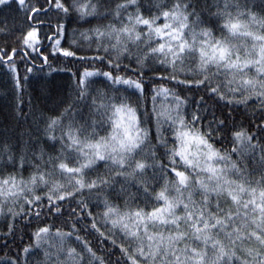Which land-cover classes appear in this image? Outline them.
Wrapping results in <instances>:
<instances>
[{
    "label": "snow or ice",
    "instance_id": "6c2138e0",
    "mask_svg": "<svg viewBox=\"0 0 264 264\" xmlns=\"http://www.w3.org/2000/svg\"><path fill=\"white\" fill-rule=\"evenodd\" d=\"M45 3L0 0V68L16 118L38 125L30 145L43 138L50 149L0 141L2 167L12 169L0 175V215L38 221L32 242L0 264H264V0ZM20 11L29 29L13 46L7 21ZM49 11L58 17L52 55L74 64L61 70L75 99L37 120L23 94L52 69L32 26ZM93 19L109 22L81 33L86 50L61 46L65 23ZM192 90L231 110L251 102L259 135L210 112L205 96L183 94ZM225 139L230 150L216 147ZM65 213L68 231L46 222Z\"/></svg>",
    "mask_w": 264,
    "mask_h": 264
},
{
    "label": "trees",
    "instance_id": "16d2710c",
    "mask_svg": "<svg viewBox=\"0 0 264 264\" xmlns=\"http://www.w3.org/2000/svg\"><path fill=\"white\" fill-rule=\"evenodd\" d=\"M153 2L155 3V0H153ZM201 2L203 3V0H201ZM208 2L212 3L214 0H208ZM28 3L35 4L37 7H39L40 4H43L45 8L47 7L45 0H39V4H37V0H28ZM144 3L147 5L148 0H144ZM205 15H207V10H205ZM3 19L4 16L0 15V20ZM57 19V14L54 11H49L47 16L43 13L39 15L38 20L43 22L42 24L35 21L32 23L33 27L38 28L37 40L44 46L43 52L48 56V61L52 65L51 70L47 65H44L43 72H37L35 74L39 78L32 79L30 77L29 83L25 85V91L23 94L24 111H29L30 101L31 105L34 106L33 110L37 114V120L39 119L41 113L45 115L58 114L59 110L75 99V80L70 73L61 70L66 67H73L74 70V64L71 62L70 58L63 57L59 53L52 55L51 45L55 42L53 34L56 31ZM108 22L109 21L107 20L93 19L91 20V23H84L83 21L65 23L66 31L61 38V46L64 48L70 47L73 51H76L78 47L86 50L88 45L81 36V33L86 31L89 27H93L97 24H106ZM7 23L15 29L14 34L9 37V41L13 46H16L15 41L17 37L26 35V32L29 29V22L26 19L25 13L20 11L19 13H12L9 16ZM49 23H51V27H49ZM49 37H52V39H49ZM3 47L4 38L0 37V48ZM94 47L95 45H93V48ZM78 54L92 55L91 52L86 51ZM125 63H127V61H125ZM40 64L41 61L37 60V66ZM19 67L21 75H23L24 66L20 65ZM96 67L102 66L97 64ZM147 76H151V73H147L146 77ZM98 86L102 87V85ZM183 94L193 100H199L200 96H205V93L202 90L199 92L195 90L185 91ZM205 100L209 105L210 112L215 111L216 115L220 118H223V116L229 117L230 126L234 123L237 128L243 126L245 129L259 135L256 127L260 123V120L258 119L259 112L255 111L254 105H252L251 102L247 108L241 105L238 109L231 110L224 107L223 102L217 105L215 101L209 99L208 96H205ZM15 104L16 99L11 91V85L8 83V76L5 74V69L0 68V141L7 137L10 139L12 144L17 145L18 147L28 146L32 147L33 150L44 148L46 152L49 151L50 149L44 143L43 138H41L39 145L29 144L30 136L33 141L40 137V133L37 130L38 125L31 120H18L16 118ZM221 113H223V116H221ZM208 119H211V115H208ZM216 147L230 150L232 143L229 139H225L222 142L216 143ZM233 159H236V157H233ZM246 163H248L250 167L253 166V162L250 159L247 160ZM2 166L3 160H0V175H5L8 171H12L11 168L4 170ZM29 171L30 170L24 171V177H28ZM65 207H67V205H65ZM73 207H75V205H73ZM94 211L99 213L103 211V208H96ZM43 218L44 217H42V219ZM46 222L55 225V227L60 228L63 231H68L71 224V220L69 219L67 213H65L63 217H48ZM9 224H13L12 219H5L4 216L0 215V245L5 242L4 237L5 234L8 233L7 225ZM37 224L38 221H32L29 223L26 218H17L13 224L14 235L11 233H8L7 235L8 248H0V259L4 258L5 253H8L9 255L15 254L17 246L23 247V245L31 243V233L35 231ZM91 239H93L95 246L94 238ZM99 254L103 256L104 252L100 251ZM116 256H118V253H116L112 259L115 260Z\"/></svg>",
    "mask_w": 264,
    "mask_h": 264
}]
</instances>
